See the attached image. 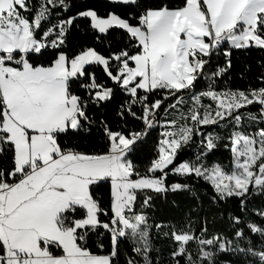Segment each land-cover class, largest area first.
<instances>
[{"label":"snow or ice","instance_id":"obj_1","mask_svg":"<svg viewBox=\"0 0 264 264\" xmlns=\"http://www.w3.org/2000/svg\"><path fill=\"white\" fill-rule=\"evenodd\" d=\"M108 3L135 12L102 16L84 0H0V264H137L141 251L151 250L152 229L158 235L167 229L169 255L182 264L187 246L207 237L206 216L190 233L180 222L154 217L145 227L144 213L157 197L192 189L170 177L203 180L213 205L238 201L229 214L236 241H245L240 225L249 202L264 197V72L260 87L220 84H227L234 50L264 52V0ZM81 22L97 42L119 30L123 46L108 55L77 49ZM93 65L102 66L110 83L97 81ZM115 95H121L119 123L103 112L97 119L94 110ZM252 106L258 111H249ZM130 122L141 129H129ZM153 130L158 138L141 172L135 160ZM97 137L101 150L88 151ZM221 144L232 154L230 171L209 166ZM193 147L194 155L177 163ZM102 185L106 192L96 195ZM253 212L264 219V205ZM246 227L264 241V226ZM137 233L145 249L123 247ZM232 240L217 233L200 243L216 247L218 257L238 258L219 264L249 256L264 264V243L256 246L249 237L247 248H233ZM93 245L105 254L94 253ZM209 255L204 251L201 259Z\"/></svg>","mask_w":264,"mask_h":264},{"label":"trees","instance_id":"obj_2","mask_svg":"<svg viewBox=\"0 0 264 264\" xmlns=\"http://www.w3.org/2000/svg\"><path fill=\"white\" fill-rule=\"evenodd\" d=\"M71 2V0H69ZM84 2L95 5L99 8L101 15L103 16L108 11H115L122 17H127L130 12H135V8L129 6L125 7L123 5L115 4L110 5L108 0H84ZM153 2V0H141V3ZM172 3H176L177 0H171ZM121 33L117 29L111 30L108 34L103 35L101 40L97 42L89 29H87L86 24L81 22L80 29L74 34L73 43L79 48L94 47L98 52L104 55H108L110 51L120 48L123 46V39ZM233 68L229 73V77H226L227 84L225 85L224 81H221L222 86L230 87L232 89H248L250 86L260 87L258 75L261 72H264V68L260 67V63L264 60V52H261L256 49L249 51L244 50H234L233 51ZM215 62V58H214ZM90 71H94L97 81L100 83H110L105 79V73L103 72L102 66H90ZM243 74V75H242ZM205 86V82L201 81L197 85V90H200ZM121 102V95H115L113 100L110 103H107V107L98 108L94 110V115L97 119L100 118L101 113H106L107 118L114 123H119L115 116V110L119 103ZM168 103H174L170 100ZM167 107V104L165 105ZM139 105H137V109ZM249 111L255 113L258 111L257 106H252ZM161 115L163 113L161 112ZM129 129L135 128L140 130L142 125L140 122H130L128 125ZM220 131V130H217ZM158 138V130L151 131L146 141L143 145V151L139 152L138 158L135 160L140 166V171H144V165L151 158V152L153 145ZM99 137L96 138V141H93L89 147L88 151H100L101 145L98 142ZM84 141H81V144H84ZM95 145L94 147L92 145ZM83 150V149H82ZM195 153V148L186 149L181 154L177 163L180 160L190 158ZM209 166L212 164H218L225 171H230L232 167V154L229 150H226L223 145L213 152L208 157ZM179 180L181 182L189 183L192 185V189L188 193H184L181 196H174L169 194L167 199L163 196L157 197L153 202V207L145 211V215L149 217L148 224L145 227H150L153 222V217L155 222L158 223H176L180 222L181 227L188 233H190L194 228L198 227L200 224H203L204 218H207V228L208 233L206 238L197 237L187 246V250L184 254L182 264H219V261L223 260H236L238 259L235 256H220L216 255V247H207L202 248L200 240L201 239H213L217 233H220L224 236L225 239H233L231 247L238 248L244 247L247 248V239L250 237L251 242L260 246L264 241L259 236V234H251L248 232L246 224L248 222H254L258 226H264V219H261L260 216L255 215L253 209L259 208L264 205V197H253L249 202V211L245 217V225H240L241 228H244L246 236L245 241H236L234 240V226L229 221V214L234 213L238 210V201L230 200L227 203H221L219 205H213L211 203V196L213 194L212 188L209 184L205 183L203 180L196 181L194 178L186 180L183 177H170V181ZM106 192V186H101L96 189V195H101ZM177 205H179L177 207ZM137 211H140V202L137 203ZM243 215V214H242ZM199 221V224L197 223ZM143 230V229H142ZM167 229L162 230L160 235L157 234L155 229L151 230V238L148 241V246L151 249L150 251L145 249V241L141 239L140 235H129L128 242H125L123 247L130 249V247H136L140 249H145L141 251L139 256L136 257L137 264H157V257L159 256V264H176V261L170 257V251L172 249V244L170 241L164 240L162 238L163 232ZM159 249V251H157ZM91 250L97 254H105L100 252L94 245L91 246ZM259 250V248L257 249ZM207 251L210 255L202 260V252ZM148 256V259L145 260V256ZM240 259V264H259V260L249 256L246 260L243 258Z\"/></svg>","mask_w":264,"mask_h":264},{"label":"rangeland","instance_id":"obj_3","mask_svg":"<svg viewBox=\"0 0 264 264\" xmlns=\"http://www.w3.org/2000/svg\"><path fill=\"white\" fill-rule=\"evenodd\" d=\"M184 95H185V102L186 103H190V101H189V94H184ZM170 115H173V113H170ZM232 165H233V163H232ZM137 234L140 235L139 233H137Z\"/></svg>","mask_w":264,"mask_h":264}]
</instances>
